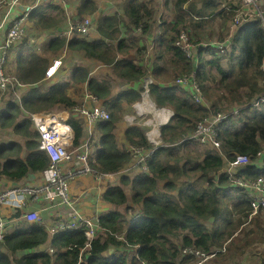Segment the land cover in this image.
Instances as JSON below:
<instances>
[{"label":"trees","instance_id":"1","mask_svg":"<svg viewBox=\"0 0 264 264\" xmlns=\"http://www.w3.org/2000/svg\"><path fill=\"white\" fill-rule=\"evenodd\" d=\"M97 1L67 0L73 19L94 15L91 36L76 34L67 39L57 34L68 28V20L66 9L56 0H46L30 13L36 34L46 33V36L41 52L29 38L16 43L11 50L7 72L28 87L2 94L0 130L11 129L14 134L5 141L0 137V180L10 181L12 186L49 166L50 157L40 148V132L31 114L48 112L57 105L71 110L66 122L75 128V145L90 139L88 161L92 173L118 174L102 194V199L113 208L100 214V228L90 246H86L84 227L67 228L50 235L36 222L26 219L13 222L0 241V264H188L193 257L182 253L186 246H196L206 253L218 250L219 260V257L225 259L226 250L232 247L241 256L253 244L264 243V212L249 218L250 197L245 188L230 179L227 170L230 161L243 153L248 155L249 162L235 169L234 175L264 176V102L252 110L242 109L240 115L230 116L218 125L219 152L191 137L197 121L209 111L192 99L191 86L174 82L182 72L194 69L192 60L176 45L181 29H187L194 41L208 39L212 30L205 22L219 18L222 31H213L223 38L229 34L239 3L225 0L229 2L228 9H217L216 0H204L200 8H196L194 0H175L173 4L179 14L175 16L176 23L172 26L162 22L160 47L145 60L147 50L140 45V38H148L157 23L153 20L155 0H108L103 6ZM185 3H189L195 15L184 8ZM114 5L118 9L107 14ZM233 42L234 50L228 53L229 57L220 55L219 48L199 52L198 82L215 109L246 106L256 97L264 96L261 20L254 18L239 27ZM64 51L68 55L61 73L46 79L51 59L61 57ZM167 51L175 61L172 77L162 75V58ZM223 58L228 60L227 67L222 63ZM93 64L110 66L109 71L92 72ZM150 74L154 79L149 84L151 98L157 106L174 111L170 120L160 126L162 142L156 147L148 141L139 123L128 124L123 132L117 130L124 103L132 105L142 98L144 78ZM85 92L96 97L111 115L110 119L95 123L91 136L83 116L73 111ZM119 135L124 137L121 142ZM130 145L144 146L146 151L155 149L146 158L153 175L146 171L134 175L128 172L135 159L132 151L123 147ZM76 161L75 168L84 166L81 160ZM9 185L0 183V188ZM126 186L131 188L130 199ZM132 205L135 213L129 219L126 214ZM123 206L127 213L119 209ZM23 211L18 209L11 217L19 218ZM211 218L212 225L208 226ZM248 221L251 226L244 228ZM48 243L55 249L54 253L48 248L35 251ZM261 243L254 251L260 256L259 263L264 264Z\"/></svg>","mask_w":264,"mask_h":264},{"label":"built area","instance_id":"2","mask_svg":"<svg viewBox=\"0 0 264 264\" xmlns=\"http://www.w3.org/2000/svg\"><path fill=\"white\" fill-rule=\"evenodd\" d=\"M56 1L66 9L67 14V0ZM43 2H46V0H0V96L5 91L28 87L17 77L7 72V65L9 59L12 57L11 50L13 46L18 42L24 41L27 37L33 36V31L29 29V16L33 9ZM66 17L68 18L69 27L62 33L57 34L69 38L74 34L87 36L91 33L93 28L92 16L87 15L75 20L69 14ZM254 18H259L264 27V0H240L231 21L229 35L225 39L209 38L194 41L190 38L188 30L183 28L180 31L176 45L192 60L195 68L200 58L199 52L201 50L219 48L221 53L227 52L230 47H233L232 36L235 30ZM63 55H66V51H64ZM61 57L53 59V63L46 71L47 77H53L57 73V70L62 65ZM153 80L151 74L144 78L145 93L147 95H149V84ZM174 82L181 85H191L195 102L204 105L209 111L207 115L197 121L191 137L202 144L215 147L220 152L221 141L218 137V125L230 116H238L241 112V106L224 110L213 109L198 82L195 69L183 72L175 78ZM89 98L90 101L88 100ZM263 102L264 96H259L251 101V104L258 105ZM81 103L74 107V112L83 116L91 136L95 123L99 120H108L111 115L105 105L100 104L94 96L88 95L87 100ZM150 104L151 108L148 104L136 103L135 108L139 116L151 112V119L137 121L135 118L129 117V120L132 123L138 122L142 125L153 124V127L146 132V136L148 141L156 147L161 144L159 125L167 122L170 114L166 112L165 108L156 107L153 103ZM53 114L54 112H36L31 114L34 124L40 132V148L44 149L50 157L49 166L42 171V177H44L45 181L33 185L15 184L6 189L0 188V241L4 238L10 224L20 219H26L27 221L42 225L50 235H54L56 232L67 228L76 229L83 226L88 238L86 246H90L91 240L96 235L98 217H95V221L93 216L88 217V215L78 213L73 206H70L69 212H66L64 215L58 214L57 218L52 222L43 214L40 206L34 205L35 203H39L43 197L47 202V206L52 205L51 203L57 197H61L65 203L72 205L69 181L74 171L73 169L65 170V166L68 163L81 160L84 166L82 169L76 170L77 173L93 171L88 161L90 139H87L80 145H75L76 131L74 126L66 122V120L54 119ZM123 150L132 151L135 159L132 167L137 172L146 171L153 175L146 163V158L152 155L155 149L146 151L144 146L130 145L124 146ZM261 152L259 151L258 154H261ZM248 162L249 157L247 154H238L234 160L230 161L227 170L230 173V179L236 185L246 189L250 197L251 212L249 218H251L256 215H262L264 212V176L256 178L236 177L234 170ZM96 178L99 181L106 179L109 182H114L116 181V173L112 171L100 172L97 173ZM2 206H9L14 211L18 209L24 211L19 218L10 216V219L1 215ZM47 250L50 253L55 252V249L51 246ZM217 252L218 250H213L210 253H206L196 246H186L182 250L184 255L193 257V260L188 264H214ZM142 264L149 263L142 262Z\"/></svg>","mask_w":264,"mask_h":264},{"label":"crops","instance_id":"3","mask_svg":"<svg viewBox=\"0 0 264 264\" xmlns=\"http://www.w3.org/2000/svg\"><path fill=\"white\" fill-rule=\"evenodd\" d=\"M194 1L196 2V8H200L204 4V0H194ZM111 3H113V2H111ZM173 3H175V0H155V2L153 4V6L156 8L153 20L156 21L157 23H156V25L154 23L152 32L149 34L148 38H143V37L140 38V40H141L140 45L143 47H146V50H147V53L144 54V56H143V57H145V60H147V57L149 55H153L154 53H157V49L160 47L158 36L161 35L162 29L164 27V24L162 22L165 21L167 23H171L172 26L176 23L175 16L179 15V14H178V10L175 9ZM235 3H240V0H235ZM114 8L116 10L118 9V7L116 5H114ZM184 8L190 14H193V15L196 14V12L191 10L189 3H185ZM226 8L228 9V7H226ZM217 9H219V8H217ZM185 18H187L186 15H185ZM212 18L214 19V17H212ZM218 20H219V18H216L214 20H207L205 22V26H209V25H211L210 24L211 22H217ZM29 21H30V19H29ZM221 22H223V21H221ZM28 24L30 26L32 25L29 22H28ZM155 27H157V28L155 29ZM29 29L32 31L31 27H29ZM42 39H43V37L41 36L37 39V41L40 43L42 41ZM136 41H138V40H136ZM170 53L171 52H168V51L165 53V55L162 58V65L161 66L163 69L162 75L172 77L175 74V69H174L175 61L173 60ZM99 66L100 65L93 64L91 66V71L92 72L96 71V69ZM109 67L108 66L100 67L98 70V73L108 72ZM68 69H69V66L66 65L65 70H68ZM132 84L137 85V83H132ZM187 86H191V85H187ZM119 89L120 88L116 87V90H119ZM191 89L193 92L192 86H191ZM203 92H204V90H203ZM192 99L194 100L193 93H192ZM208 100H209L210 106L214 109V107L212 105V101L210 99H208ZM136 103H143L145 105L148 104L149 107L151 105L150 103H153L156 107H159L153 101L150 94L147 95L145 92L142 93V98L140 100L134 102L132 105H128L127 103H124L125 109L122 113L121 120L117 124V130L119 132H123L128 124H132V122L129 120V117H133L137 121H145L147 119L152 118L151 112H148L143 116H139L137 114V109L135 108ZM162 108H165L166 112H169L170 118H171L174 111L169 107H162ZM130 109L132 111H129ZM50 112H54L53 118L59 119V120H67L72 115V113L70 111H68L66 108H60L57 105L54 106L50 111H48V113H50ZM38 113H43V112H38ZM170 118H169V120H170ZM167 122H165V123H167ZM134 123H136V122H134ZM165 123H162V124H165ZM160 126H161V124L159 125V130H160ZM143 127H144L145 134H146V132L153 127V124L143 125ZM4 134H8V129L5 131L0 130V137L2 139H4V141H5L8 138H6V136ZM119 138H120L119 142H121L124 139V137L121 135H119ZM75 162H77V161H75ZM75 162L72 161L65 166V170L73 169V171H74V174H73L72 178H70V181H69V192H70V199L72 201V205L65 203L61 197H57L53 201V203H51L52 205H50V206H47V202H46L44 197L39 203L34 204L37 207L40 206V208L43 211V214L47 217V219H49L52 222L57 218L58 214H61V215L66 214V211L70 209V207H68V206H73L75 208L76 212H78V213L80 212L81 214L88 215V217L93 216L94 220H96L95 217H99V215L102 212H104L105 210L113 208V205L109 204L108 202H106L102 199V194L104 193V191L107 187V184L111 183V182L107 181L106 179L99 181L96 178L97 174L94 175L92 172L77 173L76 170H80L83 167L75 168V166H74ZM128 172H130V170ZM133 172H137V171L133 170ZM43 181H45V180H44V177H42V172L41 173L40 172L31 173L28 177L21 179L17 183V185L18 184L33 185V184H37V183H42ZM0 183H3L4 185H9L10 181H8L6 179H1ZM9 186H7V187H9ZM12 186H14V185H12ZM126 187H130V186H126ZM3 189H6V188H3ZM58 201H60V202H58ZM13 212H14V210L9 206H2L1 207V215H4L7 218H10V216H12ZM48 246H49V243L46 245H42L40 248H38L37 251L44 250ZM29 252H32V249Z\"/></svg>","mask_w":264,"mask_h":264},{"label":"rangeland","instance_id":"4","mask_svg":"<svg viewBox=\"0 0 264 264\" xmlns=\"http://www.w3.org/2000/svg\"><path fill=\"white\" fill-rule=\"evenodd\" d=\"M101 0H99V3H100V5L102 4L101 2H100ZM104 1H106V0H104ZM216 1H218V5H217V8H220V9H222V8H226L227 6H228V1H225V0H216ZM115 8L113 7L111 10H108L106 13L107 14H111V13H113V12H115ZM155 10H156V8H155ZM56 12H58V11H56ZM72 15V13H71V11H68V13L66 14V15ZM85 16H87L86 14H85ZM220 21L218 20L217 22H211L210 24L211 25H209V26H211V35L210 36H212V37H218L216 34V32H214L213 31V29H215V30H217L218 32H221L222 31V24H220L219 23ZM224 29H225V26H224ZM28 32H29V30H28ZM209 36V37H210ZM219 37H221V36H219ZM231 50H234L232 47H230V49H229V51L228 52H225V53H220V55H223V54H225L226 55V57H229L228 56V53L231 51ZM39 51H42V48H40L39 49ZM204 54H206V57L207 58H209L210 57V55L208 54V53H204ZM52 58V57H51ZM65 60V59H64ZM53 63V62H52ZM222 63H223V65L225 66V67H227L228 66V60L225 58H223V60H222ZM7 67H8V65H7ZM71 70V69H70ZM215 70V69H214ZM59 73H61V71H59ZM87 96H88V93L87 92H85V94L82 96V97H79V96H77V97H79L80 99H82L81 100V102L82 101H86L87 100ZM2 97H3V95L1 94V96H0V106H1V103H2ZM80 99H79V101H80ZM79 104H82V103H79ZM257 107V105H254L250 110H252V109H254V108H256ZM67 109V108H66ZM68 111H70L71 112V110H69V109H67ZM73 111H74V109H73ZM129 111H132L131 109L129 110ZM13 132H12V130L11 129H9L8 130V134H6L5 136H6V138H9L10 136L12 137L13 136ZM130 174L131 175H134L136 172H133V170H135L134 169V167H132V165L130 166ZM136 171V170H135ZM151 175V174H150ZM118 178V174L116 173V179ZM163 184V181L160 183V186ZM163 189V188H162ZM126 192H127V194H128V196H129V199H130V197H131V188L130 187H126ZM58 202H60V201H58ZM131 203V202H130ZM63 204V203H62ZM68 207H70V206H68ZM132 207V209H130L129 210V212H128V214H126L127 213V210L128 209H126V207L125 206H123V207H119V209L121 210V211H125L126 213V216L129 218V219H131L130 217H131V214H133V213H135V211H134V205H132L131 206ZM70 209H71V207H70ZM69 209V210H70ZM69 210H67L66 212H69ZM212 222H213V219L211 218V219H209L208 220V222H207V224H208V226H211L212 225ZM248 226H251V223L248 221L246 224H245V227L244 228H247ZM175 239H177V238H175ZM230 241V240H229ZM229 241H227V242H225V245L227 244V243H229ZM261 243V242H260ZM260 243H258V244H253L250 248H247V250H246V252H245V254H243V255H239V251H237V249L235 248V251H236V253L237 254H235L234 253V248L232 247L229 251L228 250H226V252H227V257L224 259L223 257H219V260L218 259H216L215 261H214V264H235V263H238V264H260L259 263V259H260V256L258 255V253L257 252H255L254 250L255 249H257L258 248V245H260ZM261 245H262V247L264 248V243L262 242L261 243ZM112 251H115V252H117V253H122L123 252V250H122V252H121V250L120 249H114V250H112ZM112 251H110V252H112ZM223 251H225V247L223 248ZM130 256H131V254H130ZM137 264H140V262H138Z\"/></svg>","mask_w":264,"mask_h":264},{"label":"clouds","instance_id":"5","mask_svg":"<svg viewBox=\"0 0 264 264\" xmlns=\"http://www.w3.org/2000/svg\"><path fill=\"white\" fill-rule=\"evenodd\" d=\"M106 1H108V0H106ZM102 4L100 5V3H99V1H97V3L99 4V6H103V3L105 2L104 0H101L100 1ZM42 4V3H41ZM41 4H39V5H41ZM68 11H70V9L68 8ZM72 13V12H71ZM96 13H98V10L96 11ZM234 13H235V10H234ZM86 15H90V14H86ZM85 16V15H84ZM90 16H92V17H94V15H90ZM67 18V17H66ZM72 18V17H71ZM30 19V18H29ZM73 19V18H72ZM79 19H81V18H79ZM67 20H68V18H67ZM75 20V19H74ZM29 23L30 24H32L31 23V21H29ZM231 25V24H230ZM30 26V25H29ZM93 26H94V18H93ZM242 26V25H241ZM241 26H239V27H241ZM31 28H32V33H33V36H29V37H27V38H29L34 44H35V46H36V48L39 50L40 48H43L41 45H42V43H44V37L46 36V33L44 34V35H37L36 34V32L34 31V28H33V25H31L30 26ZM68 27H69V22H68ZM238 27V28H239ZM237 28V29H238ZM67 29V28H66ZM65 29V30H66ZM93 29V28H92ZM236 29V30H237ZM236 30H235V32H236ZM229 31H230V27H229ZM235 32L233 33V36H234V34H235ZM74 35H76V34H74ZM79 35V34H78ZM92 35V31H91V33L89 34V35H87V36H91ZM229 35V34H228ZM228 35H226L225 37H223V38H220V37H210V38H214V39H225ZM43 37V39H42V41L39 43L38 41H37V39L39 38V37ZM233 36H232V41H233ZM72 37V36H71ZM71 37H69V38H71ZM69 38H67V39H69ZM209 39V38H208ZM66 48H67V43H66V46H65ZM232 48H234V42H233V47ZM229 51V50H228ZM227 51V52H228ZM41 52V51H40ZM67 52H66V55L64 56H62L61 58H62V65H63V62H64V59L67 57ZM58 58V57H57ZM53 59H55V58H52L51 59V64H52V62H53ZM193 63V62H192ZM198 63V62H197ZM50 64V65H51ZM49 65V66H50ZM62 65L60 66V68L57 70V73L61 70V68H62ZM193 66H194V64H193ZM196 66H197V64H196ZM49 68V67H48ZM47 68V69H48ZM100 67H98L97 69H96V71L99 69ZM195 70H196V72H197V69H196V67L194 68ZM47 71V70H46ZM189 72V71H188ZM179 76V75H178ZM50 78H52V77H47V73H46V79H50ZM256 98H258V97H256ZM197 103V102H196ZM249 104V105H248ZM248 104H246V105H248V106H241V112H240V114L242 113V109H245V108H247V107H249L248 109H251L253 106H251L250 104H251V102L250 103H248ZM230 108H232V107H230ZM215 109V108H214ZM215 110H224V109H215ZM239 114V115H240ZM140 124V123H139ZM142 125V124H141ZM160 132H161V129H160ZM162 139V138H161ZM161 142H162V140H161ZM100 216V215H99ZM139 215H137V216H134V220L138 217ZM16 221H18V220H16ZM16 221H13V222H16ZM96 221V220H95ZM12 222V223H13ZM98 222H99V217H98ZM83 227V226H82ZM85 228V227H84ZM99 228H100V226H99V223H97V231L99 230ZM86 234V233H85ZM96 234H97V232H96ZM87 236V235H86ZM96 236V235H95ZM88 239V238H87ZM49 247V246H48ZM47 247V248H48ZM38 249H36L35 251H37ZM54 253V252H53ZM135 255H136V251H135ZM140 264H142V262H140Z\"/></svg>","mask_w":264,"mask_h":264},{"label":"bare ground","instance_id":"6","mask_svg":"<svg viewBox=\"0 0 264 264\" xmlns=\"http://www.w3.org/2000/svg\"><path fill=\"white\" fill-rule=\"evenodd\" d=\"M203 89V88H202Z\"/></svg>","mask_w":264,"mask_h":264}]
</instances>
